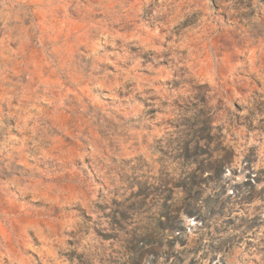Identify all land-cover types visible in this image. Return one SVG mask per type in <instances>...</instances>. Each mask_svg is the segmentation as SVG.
I'll list each match as a JSON object with an SVG mask.
<instances>
[{
	"label": "rangeland",
	"instance_id": "1",
	"mask_svg": "<svg viewBox=\"0 0 264 264\" xmlns=\"http://www.w3.org/2000/svg\"><path fill=\"white\" fill-rule=\"evenodd\" d=\"M0 264H264V0H0Z\"/></svg>",
	"mask_w": 264,
	"mask_h": 264
}]
</instances>
